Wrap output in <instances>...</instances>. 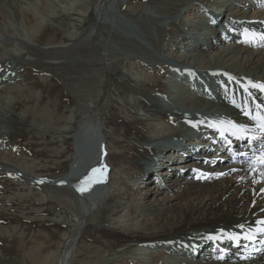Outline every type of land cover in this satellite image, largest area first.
<instances>
[{"label":"bare ground","instance_id":"bare-ground-1","mask_svg":"<svg viewBox=\"0 0 264 264\" xmlns=\"http://www.w3.org/2000/svg\"><path fill=\"white\" fill-rule=\"evenodd\" d=\"M41 1L46 7L43 9L50 10L51 20L47 23L37 15L35 8L36 3ZM149 1L156 12L145 10L143 5L128 7L130 3L125 6L120 0L117 13L113 14L115 19L110 17V22H104L107 29L112 28L113 34L105 32L98 40L79 41L78 35L70 30L72 25L76 26L71 21L75 20L74 17L89 14L91 1L0 0V19L5 18V21L0 20V68H3L0 71V136L4 138L0 142V167L19 172L28 182L41 179L27 173L21 166L11 168L7 165L8 154L13 148V142H10L13 129L4 123L11 116L18 100L17 94L19 99H26L24 89L20 87L24 84V76H20V69L13 64H37L35 59L38 55L59 57L57 50L60 49L64 51L62 57H65L75 44L87 46L98 42L105 52L103 67L99 70L110 69L120 77L114 83V113L106 118L104 129H97L98 133L96 130L95 137L99 140L97 146L100 153L104 149L108 152L104 157L105 166L111 167L112 174H118L122 185L126 186L109 187L112 189L109 209L113 208L114 200L119 203L130 195L128 204L138 202V207L134 208L138 218L127 221L131 219V214H118L119 206L115 207L114 215L117 216L114 225L90 230L91 238H106L108 246L114 248L117 255L132 251L136 262L147 261L150 255L158 252L160 264H264V234L259 232L264 227L260 223L264 221V175H261L264 172V164H261L264 149L252 145L242 149V143L236 137V144L240 147L212 154L210 150L213 147L203 148L209 145L210 139L190 138L182 130L185 125L193 123L185 119L186 112L203 113L210 117L215 113H225L227 109V117L241 124L240 115L234 109H228L225 100L226 90L229 91L231 85L234 92L238 89L237 84L246 82L248 88H241V92L251 93L253 96H247L251 101L264 104L263 93L249 86V81L254 83V80L264 84V41L239 37L245 27L254 25L264 28V0ZM219 3L229 5V9L223 11L224 15L215 14L216 17L221 16V21L218 31L213 30L218 34L216 38L211 36L215 44L210 43L214 45L210 48L204 35H208L211 28L205 32L207 29L202 21L198 22L195 18L188 20L181 15V9L186 7L187 13L200 14L203 5L212 7ZM175 15L179 18L177 21L172 20ZM205 15L209 16V13L205 11ZM16 20L21 21V27L15 24ZM228 22H234L232 33L225 29L233 40L222 34V30L228 28L224 24ZM64 24H67V29H64ZM154 29L158 33L157 38L153 34ZM56 32L63 35L58 38ZM167 33L174 36L172 40L168 41ZM45 34L49 35L48 38ZM107 37L117 45L116 49ZM46 41L50 44L47 50L36 46ZM20 50L34 52L36 58L27 59ZM114 58L115 62L111 63ZM184 70L193 74L189 75ZM173 71L188 78L195 76L197 80L199 76H206L210 79L208 86L214 84L210 88L213 95L207 99L204 90L193 93L189 87L183 88L181 83L175 85L172 93L171 85L163 79L172 78ZM160 72L163 77H160ZM223 73L227 75L225 80L219 76ZM215 79L216 84L213 83ZM120 80L123 82L119 83ZM197 85V89L204 88L202 82H197ZM126 94L129 100L124 99ZM102 130L107 133L106 145L100 137L99 131ZM210 130L214 132V129ZM86 133L82 130L77 135V152L71 157L67 174L49 182H66L69 187H84L89 183H83L89 176L80 181L74 180L72 175L73 169L78 167L80 152L88 146L80 140L87 139ZM258 140L262 142L260 138ZM198 144L203 147L197 148ZM165 183H169L170 187ZM130 190L132 194H128ZM1 212L3 223L5 212ZM126 222L132 224L128 226ZM241 232L253 235L254 241H240ZM22 234L19 229L0 227V264H15L9 261L10 247L5 243L17 241L23 247ZM230 236L232 238L229 239ZM222 240L223 249H220L217 246L222 245ZM229 240L233 245L229 246ZM235 241L240 243L234 244ZM51 255L43 257V248L37 244L25 256L29 264H45L48 259L51 260Z\"/></svg>","mask_w":264,"mask_h":264},{"label":"rangeland","instance_id":"rangeland-1","mask_svg":"<svg viewBox=\"0 0 264 264\" xmlns=\"http://www.w3.org/2000/svg\"><path fill=\"white\" fill-rule=\"evenodd\" d=\"M88 1H91L89 14L84 16L85 18L83 16L81 18L74 17L75 20L71 21V24H76V26L72 25L70 30L78 35L79 41H88L90 38L91 40L97 39L101 35H105V32L112 33V28L111 30L107 29L104 22H110V17L115 19L113 14L117 13L120 4V0ZM123 2L125 6L130 3L128 7L138 8L143 5L145 10L156 12L149 0H131V2L123 0ZM195 3L198 2L195 1ZM203 6L207 10L217 12L220 10L225 12L229 9V5H224V3L211 5L212 7ZM35 8L38 12L37 15L46 20L45 23L47 20H51L48 14L50 10L43 9L46 8L43 1L39 4L36 3ZM204 8L202 7L201 14H205ZM189 13H187L186 7L181 9V15L188 20L194 18L198 22L202 20L199 17L200 14ZM122 19L126 20V18ZM176 19L179 18H176V15L173 16L172 20ZM0 20L5 21V18ZM50 23L56 26L53 22L50 21ZM15 24L21 27L20 20H16ZM67 24L69 25V21ZM67 24H64V29H67ZM114 25L117 26L116 21H114ZM168 33L169 41V38L174 36L171 33L168 35ZM56 34L58 38L59 35H63L60 32H56ZM153 34L156 38L158 37L155 29ZM45 36L48 38L49 35L45 34ZM169 44L167 43V45ZM48 45L50 44L47 41L43 44H36L38 48L45 50L49 48ZM112 45L115 46V49L117 48L116 44L112 43ZM215 47L218 48V45ZM167 51L170 50L167 49ZM19 52H23L27 59L34 60L36 58L34 52L29 53L26 50ZM62 52L64 51L61 49L57 50L59 57L38 55V58L35 59L38 61L37 64L25 62L13 64V66H17L18 70L20 69V76H24V84L19 86L24 89L23 95L26 99H19L20 95L16 93L18 100L11 111V116L4 123L13 129L10 133L12 140L10 142H13V148L8 154L10 163L7 162V165H10L11 168L12 166H21L27 173L36 175L42 180L34 179L28 182L19 172L9 168H6V171L4 167H0V210H4L6 218L3 223L0 220V227L19 229L24 234L23 247H20L17 241L5 243L8 244L5 246L10 247L9 261L15 262V264L17 262L29 264L28 260L26 262L25 255L34 246L40 244L43 248V257L52 254L51 260L48 259L45 264H160L159 258H157L158 252L153 253V257L150 255L147 261L136 262L132 257V251L125 253L126 255H117L114 248L111 249L108 246L106 238L96 240L92 239L89 234L90 230L114 225L117 216L114 215V208L118 206V214L124 216L131 214V219L127 221H132L133 217L138 218L134 213L138 202L128 204L127 199L130 195H127L126 199L119 203L114 200L113 208L109 209L112 200V189L109 187H122V178L118 177V174H112L111 167H106V172L103 170L102 166L106 165L104 157L108 155V152L104 149L100 153L97 146L99 140L97 138L95 140L96 130L104 129L106 118L114 113L112 111L113 101L116 98L113 94L116 89L114 83L120 77L115 72L112 73L110 69L99 70L103 67L105 52L100 49L98 42L95 44L94 41L92 45L87 44V46L75 44L70 52L65 53V57H62ZM115 59L111 63H114ZM2 69L0 68V71ZM219 76L225 80L227 75L223 73ZM160 77H163L162 72H160ZM170 80L171 77L163 79L171 85L170 91L173 93L176 83L173 80L170 82ZM121 82L123 81L120 80L119 83ZM127 86L130 85L127 83ZM123 88L122 86V90L125 89ZM127 95H125V100H129ZM86 128L90 130L86 131ZM82 130L87 132L86 136L88 137L86 142L82 138L80 140L82 144H88V146L80 152V157L77 160L78 167L72 172L73 178L81 181L85 176L93 175V169L102 168L101 173L95 174V178L100 179L101 182L89 181L84 187L73 186L75 189L69 187L66 182L63 183L64 185L49 182L48 180L58 179L67 174L71 157L77 152V135ZM99 133L106 145L105 134L107 133L104 131H99ZM2 139L4 138L0 136V142ZM84 145L81 147L83 148ZM134 181H136L135 178ZM128 183L125 184L128 185ZM165 185H169V183H165ZM132 193V190L128 192V194ZM5 200L7 201L5 202ZM1 211L0 218H3L4 215ZM126 224L129 226L132 222H126ZM63 257L68 260H63Z\"/></svg>","mask_w":264,"mask_h":264},{"label":"snow or ice","instance_id":"snow-or-ice-1","mask_svg":"<svg viewBox=\"0 0 264 264\" xmlns=\"http://www.w3.org/2000/svg\"><path fill=\"white\" fill-rule=\"evenodd\" d=\"M260 38L264 39V36H261ZM249 86L251 88H256L259 91L264 92V84H262V83H252L251 81H249ZM249 94L251 95V93H249ZM258 107H260V106L258 105ZM246 114L250 115L253 120H257L261 132H264V110H262L260 113H257L255 116H252L251 112H248L247 110H246ZM231 127L237 132L243 133V132L247 131V129H244V128H237L236 125H231ZM240 138H243V137H240ZM261 164H264V158L261 159ZM102 168L106 172V166H102ZM92 173H93V175H90L89 177H87L83 183L87 184L89 181L97 182V183L101 182L100 179L95 178V174L101 173V168L93 169ZM261 175H264V172H262ZM78 190L82 191V190H86V189H78ZM260 223L262 225H264V221H261ZM241 227H243V226H241ZM259 232L261 234H264V227L260 228ZM246 238L251 239L252 237H246Z\"/></svg>","mask_w":264,"mask_h":264}]
</instances>
